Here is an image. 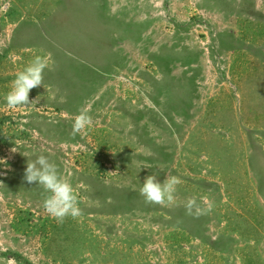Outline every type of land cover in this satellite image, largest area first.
I'll list each match as a JSON object with an SVG mask.
<instances>
[{"label": "rangeland", "instance_id": "1", "mask_svg": "<svg viewBox=\"0 0 264 264\" xmlns=\"http://www.w3.org/2000/svg\"><path fill=\"white\" fill-rule=\"evenodd\" d=\"M41 154L79 217L23 179ZM151 174L180 179L172 205L144 202ZM0 264H264V0H0Z\"/></svg>", "mask_w": 264, "mask_h": 264}, {"label": "clouds", "instance_id": "2", "mask_svg": "<svg viewBox=\"0 0 264 264\" xmlns=\"http://www.w3.org/2000/svg\"><path fill=\"white\" fill-rule=\"evenodd\" d=\"M49 66L48 58L35 55L25 67L15 74L9 91L5 94L7 105L15 108L20 105H29V92L33 88L44 84V70ZM91 123V117L79 113L72 124V135L85 130ZM14 151V150H12ZM23 179L29 184L38 185L43 190V207L57 222L63 223L67 217L73 219L81 215L78 194L72 185L64 180L57 164L47 156L41 154L34 160L27 161ZM177 176H168L163 181L156 175L145 177L139 194L144 202L149 205L169 206L174 203L177 185L180 184ZM188 215L199 217L211 211V206L202 209L194 198H190L184 205Z\"/></svg>", "mask_w": 264, "mask_h": 264}]
</instances>
